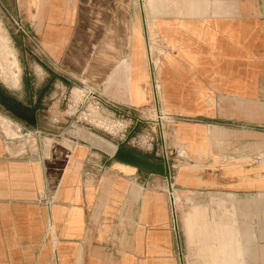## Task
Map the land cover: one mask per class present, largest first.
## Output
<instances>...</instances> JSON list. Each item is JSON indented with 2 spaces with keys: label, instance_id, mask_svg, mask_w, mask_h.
Segmentation results:
<instances>
[{
  "label": "crops",
  "instance_id": "obj_1",
  "mask_svg": "<svg viewBox=\"0 0 264 264\" xmlns=\"http://www.w3.org/2000/svg\"><path fill=\"white\" fill-rule=\"evenodd\" d=\"M16 1L54 76L117 112L166 114L190 157L184 169L168 158L174 207L222 186L264 190V168L243 163L264 141V0ZM92 157L0 142V264H183L167 181Z\"/></svg>",
  "mask_w": 264,
  "mask_h": 264
},
{
  "label": "rangeland",
  "instance_id": "obj_2",
  "mask_svg": "<svg viewBox=\"0 0 264 264\" xmlns=\"http://www.w3.org/2000/svg\"><path fill=\"white\" fill-rule=\"evenodd\" d=\"M33 40L23 13L18 12V2L0 0V85L25 106L42 96L35 126L0 106L3 148L40 159L75 143L89 147L97 160L110 158L122 145L154 160L166 154L178 160L179 169L186 167L190 162L187 149L172 134L173 124L164 121L165 113L159 122L157 107L142 114L107 107L79 83L54 76ZM155 95L162 99V94ZM258 145V152L243 159L245 166L264 168L255 162V157L264 155V141ZM215 162L219 167L227 164L222 158ZM227 189L200 191L194 197L181 195L177 200V247L183 264H264V190L243 185L232 194ZM194 208L200 219L186 221Z\"/></svg>",
  "mask_w": 264,
  "mask_h": 264
},
{
  "label": "water",
  "instance_id": "obj_3",
  "mask_svg": "<svg viewBox=\"0 0 264 264\" xmlns=\"http://www.w3.org/2000/svg\"><path fill=\"white\" fill-rule=\"evenodd\" d=\"M41 100L42 96L35 104L25 106L20 101L13 98L0 85V106L4 107L16 118L21 119L32 126H35L36 124V114L37 111L40 109ZM111 159L132 166L137 170L146 173L148 176H159L161 178H164L168 184L171 203L172 205H174L172 171L166 157H164L163 162H157L151 157H148L144 154L138 153L130 149H126L122 145H120L112 153ZM173 217L175 230L178 232L177 219L174 207Z\"/></svg>",
  "mask_w": 264,
  "mask_h": 264
},
{
  "label": "built area",
  "instance_id": "obj_4",
  "mask_svg": "<svg viewBox=\"0 0 264 264\" xmlns=\"http://www.w3.org/2000/svg\"><path fill=\"white\" fill-rule=\"evenodd\" d=\"M33 42H34V44H35V47H36L37 51L42 55V58L46 59L47 56H46V54L44 53V51H43L41 45H40L36 40H33ZM165 157H166L167 160H168V157H167L166 154H165ZM256 160H257V161H256ZM255 162H256V163H258V162H260V163H264V155H262V156H258V157H255Z\"/></svg>",
  "mask_w": 264,
  "mask_h": 264
},
{
  "label": "bare ground",
  "instance_id": "obj_5",
  "mask_svg": "<svg viewBox=\"0 0 264 264\" xmlns=\"http://www.w3.org/2000/svg\"><path fill=\"white\" fill-rule=\"evenodd\" d=\"M152 60V59H151ZM155 76V75H154ZM155 78V77H154ZM155 97H156V101H157V95H155ZM157 103H158V101H157ZM157 110H159V108L157 107ZM156 113H157V111H155ZM163 113L161 112V110H159V112L157 113V116H158V119H159V122H161V119H162V117H163ZM163 127V126H162ZM173 207H174V205H173ZM175 209V208H174Z\"/></svg>",
  "mask_w": 264,
  "mask_h": 264
},
{
  "label": "flooded vegetation",
  "instance_id": "obj_6",
  "mask_svg": "<svg viewBox=\"0 0 264 264\" xmlns=\"http://www.w3.org/2000/svg\"><path fill=\"white\" fill-rule=\"evenodd\" d=\"M34 104V103H33ZM30 105H32V103H30ZM39 111V110H38ZM38 111H37V113H38ZM36 121H37V114H36Z\"/></svg>",
  "mask_w": 264,
  "mask_h": 264
}]
</instances>
